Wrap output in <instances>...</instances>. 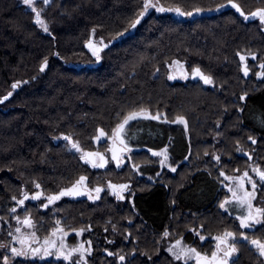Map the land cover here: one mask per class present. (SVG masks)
Wrapping results in <instances>:
<instances>
[{"label": "trees", "instance_id": "1", "mask_svg": "<svg viewBox=\"0 0 264 264\" xmlns=\"http://www.w3.org/2000/svg\"><path fill=\"white\" fill-rule=\"evenodd\" d=\"M150 3L166 12H144L145 0L38 1L35 12L22 0H0L3 238L8 239L6 231L16 219L29 214L43 236L58 222L66 231L91 230L90 264H183L165 251V233L171 240L185 236L209 254L213 240L202 244L192 229H202L210 238L242 233L237 218L220 208L227 193L219 180L222 172L238 175L253 164L264 170V24L224 9L229 0ZM231 3L245 14L264 9V0ZM36 12L47 32L37 23ZM189 12L202 15L193 18ZM93 35L106 43L99 59L87 46ZM242 56L248 58L249 76ZM175 60L191 73L199 69L212 85L170 80L169 65ZM142 111L163 115L170 123L183 117L190 136L186 140L174 125L157 119L141 120L132 124L148 121L151 126L141 142L130 144L159 150L172 142L175 157L184 159L190 150V160L158 181L135 182L128 199L120 200L107 184L120 193L124 188L118 184L133 180L131 167L120 168L113 159L107 169H94L84 154L98 158L100 131L111 135L129 114ZM138 156L139 164L153 160L148 151ZM81 177L103 195L92 201L91 191L84 198L63 197L42 207L48 197L82 182ZM25 193L29 198L18 203ZM259 198L264 208V181ZM246 233L264 242V217L261 226ZM237 247L230 264H264L248 243ZM7 255L0 252V264H6ZM13 264L73 262L17 259Z\"/></svg>", "mask_w": 264, "mask_h": 264}, {"label": "rangeland", "instance_id": "2", "mask_svg": "<svg viewBox=\"0 0 264 264\" xmlns=\"http://www.w3.org/2000/svg\"><path fill=\"white\" fill-rule=\"evenodd\" d=\"M24 3V0H22ZM38 1L43 0H32V4L26 6L30 9L36 8L35 4ZM52 0H49L51 2ZM25 4V3H24ZM236 4V3H235ZM149 7V10L155 11L157 13H165L166 9L164 11H158L157 8H163L161 5H155ZM239 7V6H238ZM226 8H232L237 11L236 8L232 7V3L228 4L224 9ZM241 10V9H240ZM241 13V11H238ZM246 21H255L258 20L261 22V19L259 16L253 17L250 14L243 15ZM262 23V22H261ZM264 24V23H263ZM264 29V26H263ZM106 45L105 41L100 40V38L93 37L90 39L88 43V48L97 58V56L101 55L102 48ZM244 59L243 62V71L246 76L250 75V70L248 68V58L246 56H242ZM255 59V56L253 57ZM170 68V74L169 77H173L172 81H180V82H191V81H198L201 80L204 82L200 77L201 74L204 75L200 70L199 74L195 72L191 73L187 70L186 65L184 62H181L179 60H175L172 64L169 65ZM205 76V75H204ZM260 78H263V74H259ZM206 84V83H205ZM212 85V83H210ZM149 119H157L163 122L168 123V125H174L176 128V132H181L184 137L189 138L190 136V130L188 127V124L186 123V119H184L185 123L177 122V119L174 123H170L166 120V118L163 115H152L150 111H142L137 113V116L135 119L130 120L127 125H125L123 132H121L119 135H114V131L111 135H104L100 136L99 139H96V145L98 149L95 151L96 156L98 158H94V160L90 162H94L95 165L99 166H93L91 167L98 170H105L107 169L113 162V154H112V148L113 144L115 142L132 149V151L123 154L120 158V168L130 166V170L133 175V180L129 181L127 183L118 184V186L126 185L127 187L124 188L119 193V190L116 191V195H113L114 198L120 199V200H126L128 196H130V193H132V185L135 184V182L139 183L142 182L141 179H144L146 181L155 182L158 181L161 177H163L162 174L165 172H176V170L180 167V165L184 164L188 160V155L184 159H178L174 155V151L176 148V144L170 143V146H166L159 150H153L150 148H138L130 144V142L133 143H139L143 139L142 133L146 131L148 126H151V123L148 121H144L140 123L139 125H133L132 123L134 121H143V120H149ZM177 137L175 138V140ZM121 140H123V143H121ZM255 141V140H254ZM107 143L105 149H100L102 143ZM256 143V141H255ZM166 150V151H165ZM145 152L148 151L153 160L143 162V164H139L141 161V157H136L137 153L139 152ZM164 153V155H153V153ZM167 156V160L164 159V156ZM191 155V152H190ZM189 155V157H190ZM252 159V155L246 154ZM218 160V159H217ZM161 161H164L161 163ZM175 168V171H172V169ZM260 167L256 164H253L247 171L239 172L238 175H228L226 173H223L221 175L220 184L222 188L226 191L227 196L223 199L222 203L225 201H228V203H225V209H227L226 213L228 212L229 215L233 216L232 214H237L241 218L248 215V208L247 203H251L252 209L251 214L255 218L256 221L259 222H253L252 220L246 221L248 224H250V227H241L240 219L237 218L240 227L242 229V233L240 235H237L233 232H230L233 234L232 237H226L225 232L220 235H215L214 237L210 238L208 236H204L201 230H195L192 229L193 236L195 240H199L202 244L205 243L207 240H213L214 242V250L213 252L217 253L216 260L220 258L221 253L220 249L222 251L227 250V246L231 247L232 245H235L236 250H238L237 244L239 242H245L250 245L251 248H253L256 253L261 257V259L264 260V256L260 255V248L258 247V244H264L263 241H260L257 238H250L247 235V231H254L257 227L261 226L263 224V217H264V208L262 205V202L259 198V190L261 186L263 185V181L260 179L259 172L264 170L259 169ZM244 173H247L248 176L245 177ZM162 175V176H161ZM227 177L228 179H225ZM249 177L252 178V181L256 184V187L253 189L252 184L249 183ZM111 183H108L107 185H110ZM144 184V183H142ZM84 187L86 189H89L92 191L91 199L92 201L94 199H98L103 195V192L97 193L95 188H90L87 183H84ZM121 190V187H118ZM233 191H235L236 196H233ZM230 195V198L228 196ZM122 197V198H121ZM90 198V197H89ZM128 199V198H127ZM240 200H243L245 203L243 207L240 204ZM48 201L44 202L42 204V207L46 205ZM221 208V207H220ZM222 209V208H221ZM260 209L261 212H257L256 210ZM224 212V211H223ZM30 219L32 222V227H28L23 223L25 219ZM20 228V232H17L16 229ZM2 226H0V252L6 251L7 252V260L4 259V262L6 264H13L17 259H23V260H34V261H50V260H62L66 262H75L79 261V264H90V259L94 255V249H93V241L89 234L92 232L91 230H75V231H66L63 226L58 222L56 224V227L53 229L52 233L49 236H43L40 234L38 223L35 221L33 217H31L29 214H25L24 216H21L20 219L15 220L14 227L8 228L6 232H8V239L3 238V232H2ZM32 233H35V238H33ZM171 234H167L164 236L165 239V251L172 256V258L180 263L183 264H198L201 258H208L212 260V254H209L207 252H202V250H199L197 246L194 245V243H189L186 241L185 236H180L176 239L170 238ZM201 236L203 239H201ZM222 238L225 242L221 243L220 240L217 238ZM49 240V244L45 245L44 241ZM20 241H24V244L22 245ZM252 241H257L258 244H253ZM54 242V243H52ZM61 242L63 243V247H61ZM179 242V243H178ZM220 244V249L217 248V245ZM82 246V247H81ZM175 246V247H173ZM40 248L41 253L39 254H33L32 252V259H31V249ZM16 248L17 250H23L26 251L28 254L27 256H15L13 255L11 249ZM77 249L76 252H72V249ZM171 249V251H169ZM181 249H195L196 253H199V257L195 256V254H190L192 258L185 260L184 258L176 259L173 253L180 252ZM47 250L48 252L52 253L50 255H45L43 258H41V255L44 253V251ZM71 253L69 260H65L63 258L64 255H67ZM59 257V258H58ZM82 257V259H81ZM215 260V261H216ZM213 261V260H212Z\"/></svg>", "mask_w": 264, "mask_h": 264}, {"label": "snow or ice", "instance_id": "3", "mask_svg": "<svg viewBox=\"0 0 264 264\" xmlns=\"http://www.w3.org/2000/svg\"><path fill=\"white\" fill-rule=\"evenodd\" d=\"M229 2L231 3L232 0H229ZM24 3H25V4H28V5H31V4H32V0H24ZM43 3H44V4H47V3H49V0H43ZM152 6H154V5H152V4L150 3V0H145V4H144V6H143V7H144V12H146V11L148 10V8H149V7H152ZM232 7L236 8L237 11H241L240 8L238 7V5L235 4V3H232ZM157 10H158V11H164L165 9H164V8H157ZM33 11H34V12L36 11L35 8H33ZM175 11H176L178 14H180V15H185V13L182 12L179 8H176ZM197 11H199V10L197 9ZM144 12H141V17L144 15ZM187 15H192V13L189 12V13H187ZM241 15H244V13H243L242 11H241ZM251 15H252L253 17H255V16H259L260 19H261V22L264 23V9L257 10L256 12L251 13ZM39 17H40V13H39V12H36L37 23H39V24L43 27L44 31L47 32V31H48L47 26L44 25L43 21L40 20ZM245 18H247V17H245ZM139 22H140L139 19L135 20L134 23L132 24V27H135V25L138 24ZM94 55H95V53H94ZM97 59H99V56H97ZM241 59L243 60L244 57H241ZM45 65H46V61H45ZM261 67H264V65H262ZM40 70L43 71V70H44V67H41ZM196 73L199 74V69L196 70ZM245 74H247V73H245ZM172 78H173V77H171V76L169 77V79H172ZM200 78H201V79L204 81V83H206V84H210V83L212 82L211 79H210L209 77L204 76V75H202V74H201V77H200ZM12 87L15 88L16 85L14 84ZM10 95H11V93H9V96H10ZM3 99H5V100L8 99V96H5ZM0 102H2V101H0ZM136 116H137V113L129 114V115L124 119L123 123H121V124H119V125L117 126V128H116L115 131H114V135H119L121 132H123L125 125H127V124L129 123L130 120L135 119ZM177 122L185 123L183 117H178V118H177ZM104 135H105V133L101 130V131H100V136H104ZM65 139H69V138H68V137H65ZM97 139H99V137H97ZM121 143H123V140H121ZM253 143H255L254 140H253ZM72 146H73V148H76L77 151L80 150V149L78 148V145H77V144L73 143ZM165 151H166V150H165ZM84 155H85V156H88V155H91V153H85ZM153 155H164V153H156V152H154ZM113 158H115V153H113ZM164 159L167 160V156H166V155L164 156ZM163 162H164V161H161V163H163ZM93 166H99V165H93ZM172 171H175V168H173ZM221 175H223V173H221ZM259 175H260V179H261L262 181H264V172H260ZM244 176L247 177L248 174H247V173H244ZM80 179H81V181H83L84 177H81ZM225 179H228V178L225 177ZM77 183H79V182H77ZM249 183L252 184L253 189L256 187V184L252 181V178H251V177H249ZM109 186H110V187H115V186H113V185H109ZM36 187L39 188L40 185L37 184ZM119 187H121V188H126L127 186H126V185H121V186H119ZM74 188H75V186H74ZM95 191H96L97 193H99V192L101 191V189L97 188V189H95ZM68 194H79V193H75V192H74V189H66V190L61 191L58 195L48 197V202L51 203L52 201L59 199L60 196H64V195H68ZM233 196H236L235 191H233ZM38 197H39V193H37V194H36L35 196H33L32 198H33V199H36V198H38ZM90 198H91V197H90ZM121 198H122V197H121ZM24 199H25V200L28 199V195H27V193H25V195H24ZM18 203L23 204V203H24V200H20V201H18ZM225 203H228V201H225ZM225 203H222V204L220 205V207H221V208H225ZM244 203H245V202H244L243 200H240V204H241L242 207H243ZM45 207H46V205H45ZM247 208H248V210H249V211H248V215L245 216V217H243V218L238 217V219H240L241 227H250V224H248V223L246 222V221H249V220H252L253 222H259V221H256L255 218H254V217L252 216V214H251V209H252V205H251V203H247ZM225 210L227 211V209H225ZM12 211L15 212L16 209H12ZM256 211H257L258 213L261 212L260 209H257ZM23 223H24L25 225H27L28 227H32V222H31L30 219H25V220L23 221ZM16 231H17V232H20V228H17ZM165 235H167V233H165ZM225 235H226V237H232V236H233V234L230 233V232H229V233H226ZM32 236H33V238H35V233H32ZM201 239H203L202 236H201ZM217 239L220 240L221 243H224V242H225L222 238H219V237H218ZM20 243L23 245V244H24V241H20ZM52 243H54V242H52ZM178 243H179V242H178ZM252 243H253V244H258L257 241H252ZM44 244H45V245H48V244H49V240L46 239V240L44 241ZM61 247H63V243H62V242H61ZM81 247H82V246H81ZM173 247H175V246H173ZM258 247L260 248V255L264 256V244H258ZM217 248L219 249V244L217 245ZM11 251H12L13 255H15V256H27V254H28L26 251H23V250H17L16 248H12ZM76 251H77V249H75V248L72 249V252H76ZM169 251H171V249H169ZM232 251H235V245H232L231 248H230L229 250H225V251H224V257H225V259L221 260V261H220V264H227V259H226V257H228V256L231 254ZM32 252H33V254H39V253H41V249L38 247V248L32 249ZM50 254H52V253H50V252H48L47 250H45L44 253L41 255V258H43V256H45V255H50ZM173 254H174V256L176 257V259H178V260L181 259V258H184L185 260L190 259V258H192V256H191L190 254H195V256H197V257H199V255H200L199 253H196L195 249H181L180 252H178V253H173ZM70 255H71V253H69V254H67V255H64L63 258H64L65 260H69ZM216 257H217V253H216V252H213V253H212V260L215 261V260H216ZM58 258H59V257H58ZM81 259H82V257H81ZM120 259L123 260L124 258H123V257H120ZM205 259H207V258L205 257ZM5 260H7V258H5ZM73 264H79V261H75V262H73Z\"/></svg>", "mask_w": 264, "mask_h": 264}, {"label": "water", "instance_id": "4", "mask_svg": "<svg viewBox=\"0 0 264 264\" xmlns=\"http://www.w3.org/2000/svg\"><path fill=\"white\" fill-rule=\"evenodd\" d=\"M211 12H208V15H210ZM202 15V13H194L192 15L193 18H197V17H200ZM129 152V149H127L126 147L118 144V143H114L113 145V149H112V153H115V162L117 165H120V158L121 156L124 154V153H128ZM90 156V155H89ZM92 158V157H91ZM84 184V181H82L81 184H78L70 189H74V192L75 193H79V194H68V195H64V196H60L59 199L63 198V197H69L71 199H79V198H84L85 196H88V195H91V191L84 188L83 186ZM118 190V189H117ZM29 198V197H28ZM59 199L57 200H54L51 202V204L55 203L56 201H58ZM24 201H26L25 199H23ZM219 249H220V244H219ZM237 256V250L235 249V251H232L231 254L226 257L227 259V264L230 263V261H232L235 257ZM224 258H219L217 259L216 261H212L210 259H205V258H201L200 261L198 262V264H220V261L223 260Z\"/></svg>", "mask_w": 264, "mask_h": 264}, {"label": "bare ground", "instance_id": "5", "mask_svg": "<svg viewBox=\"0 0 264 264\" xmlns=\"http://www.w3.org/2000/svg\"><path fill=\"white\" fill-rule=\"evenodd\" d=\"M117 143V142H116ZM119 144V143H118ZM114 145V144H113ZM121 145V144H120ZM123 146V145H122ZM125 147V146H124ZM127 149H129L128 147H126ZM113 149V148H112ZM113 154V153H112ZM124 154H126V153H124ZM92 157V158H91ZM87 159L89 160V161H91L92 159H93V154H91L90 156L88 155L87 156ZM114 159V158H113ZM93 164H94V162H93ZM95 165V164H94ZM118 166H120V165H118ZM116 191L117 190H115V187H113V192H115L116 193Z\"/></svg>", "mask_w": 264, "mask_h": 264}, {"label": "flooded vegetation", "instance_id": "6", "mask_svg": "<svg viewBox=\"0 0 264 264\" xmlns=\"http://www.w3.org/2000/svg\"><path fill=\"white\" fill-rule=\"evenodd\" d=\"M128 148H129V147H128ZM91 161H92V160H91ZM260 172H261V171H260ZM260 172H259V173H260ZM227 247H228L227 250H229V249L231 248V247H229V246H227ZM219 251H220V253H221L220 258H225V257H224V251H222L221 249H220ZM30 252H31V259H32V249H31ZM230 263H231V261H230ZM230 263H229V264H230Z\"/></svg>", "mask_w": 264, "mask_h": 264}, {"label": "crops", "instance_id": "7", "mask_svg": "<svg viewBox=\"0 0 264 264\" xmlns=\"http://www.w3.org/2000/svg\"><path fill=\"white\" fill-rule=\"evenodd\" d=\"M189 154H190V150H188V160H189ZM228 198H230V195L228 196ZM225 203V202H224ZM222 210L224 211V212H226L225 210H224V208H222ZM228 213V212H227ZM233 216H236V217H240V216H238L237 214H232Z\"/></svg>", "mask_w": 264, "mask_h": 264}]
</instances>
